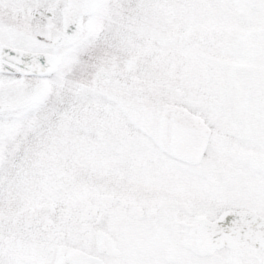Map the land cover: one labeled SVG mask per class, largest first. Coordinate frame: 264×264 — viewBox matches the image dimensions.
Segmentation results:
<instances>
[{
    "label": "snow or ice",
    "instance_id": "obj_1",
    "mask_svg": "<svg viewBox=\"0 0 264 264\" xmlns=\"http://www.w3.org/2000/svg\"><path fill=\"white\" fill-rule=\"evenodd\" d=\"M0 264H264V0H0Z\"/></svg>",
    "mask_w": 264,
    "mask_h": 264
}]
</instances>
